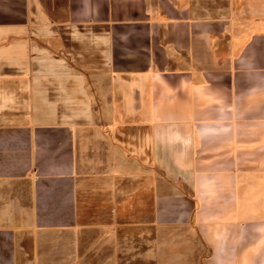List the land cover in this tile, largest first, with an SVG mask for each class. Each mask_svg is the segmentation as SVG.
<instances>
[{"label":"crops","instance_id":"0c3cea01","mask_svg":"<svg viewBox=\"0 0 264 264\" xmlns=\"http://www.w3.org/2000/svg\"><path fill=\"white\" fill-rule=\"evenodd\" d=\"M0 264H264V0H0Z\"/></svg>","mask_w":264,"mask_h":264}]
</instances>
